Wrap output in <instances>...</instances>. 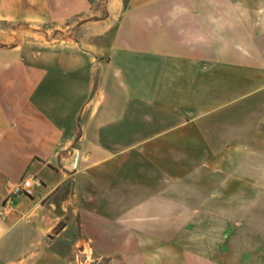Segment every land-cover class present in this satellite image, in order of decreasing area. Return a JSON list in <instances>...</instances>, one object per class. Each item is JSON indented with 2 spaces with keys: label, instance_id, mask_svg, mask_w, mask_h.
Wrapping results in <instances>:
<instances>
[{
  "label": "crops",
  "instance_id": "crops-1",
  "mask_svg": "<svg viewBox=\"0 0 264 264\" xmlns=\"http://www.w3.org/2000/svg\"><path fill=\"white\" fill-rule=\"evenodd\" d=\"M0 20L69 33L0 46V264L264 256V0H0Z\"/></svg>",
  "mask_w": 264,
  "mask_h": 264
},
{
  "label": "rangeland",
  "instance_id": "rangeland-1",
  "mask_svg": "<svg viewBox=\"0 0 264 264\" xmlns=\"http://www.w3.org/2000/svg\"><path fill=\"white\" fill-rule=\"evenodd\" d=\"M67 30H56L49 21L0 20V46L21 43L48 45L52 38L66 39ZM36 43V44H35ZM249 264H264V256H252Z\"/></svg>",
  "mask_w": 264,
  "mask_h": 264
},
{
  "label": "built area",
  "instance_id": "built-area-1",
  "mask_svg": "<svg viewBox=\"0 0 264 264\" xmlns=\"http://www.w3.org/2000/svg\"><path fill=\"white\" fill-rule=\"evenodd\" d=\"M42 185L41 179L37 177H26L23 178L20 182L14 184L4 201V209H8L9 202L11 201L13 195H25L31 196L33 194L34 188Z\"/></svg>",
  "mask_w": 264,
  "mask_h": 264
}]
</instances>
